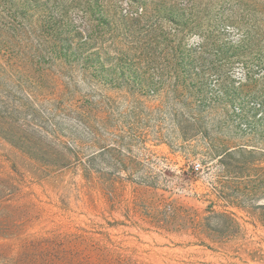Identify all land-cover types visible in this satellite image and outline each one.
<instances>
[{"label":"rangeland","instance_id":"374dc122","mask_svg":"<svg viewBox=\"0 0 264 264\" xmlns=\"http://www.w3.org/2000/svg\"><path fill=\"white\" fill-rule=\"evenodd\" d=\"M0 264H264V0H0Z\"/></svg>","mask_w":264,"mask_h":264},{"label":"built area","instance_id":"2783aa9c","mask_svg":"<svg viewBox=\"0 0 264 264\" xmlns=\"http://www.w3.org/2000/svg\"><path fill=\"white\" fill-rule=\"evenodd\" d=\"M200 167V164L199 163H196L195 164V168L198 169Z\"/></svg>","mask_w":264,"mask_h":264}]
</instances>
